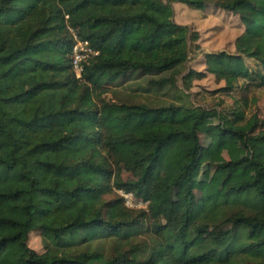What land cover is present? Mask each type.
Instances as JSON below:
<instances>
[{
  "label": "trees",
  "instance_id": "1",
  "mask_svg": "<svg viewBox=\"0 0 264 264\" xmlns=\"http://www.w3.org/2000/svg\"><path fill=\"white\" fill-rule=\"evenodd\" d=\"M174 3L239 16L236 52L206 53L205 71L226 92L264 94V0H0V264H264V119L247 116V96L216 114L210 135L217 147L236 140L246 150L221 169L253 176L200 203L204 108L103 97L139 78L146 91L176 87L200 34L174 20ZM75 35L99 52L81 78ZM205 74L190 69L185 89ZM115 189L147 209L109 198ZM37 230L43 253L28 243Z\"/></svg>",
  "mask_w": 264,
  "mask_h": 264
},
{
  "label": "rangeland",
  "instance_id": "2",
  "mask_svg": "<svg viewBox=\"0 0 264 264\" xmlns=\"http://www.w3.org/2000/svg\"><path fill=\"white\" fill-rule=\"evenodd\" d=\"M174 20L183 25H188L192 30L198 31L200 39L196 44H190L189 59L181 68L182 75L177 78L176 87H169L158 91H146L148 79L139 78L129 82L116 83L111 86L103 97L111 102L147 103L149 105H168L170 103L186 102L204 108L208 114L203 127L200 130L202 151L200 159L202 167L200 173L195 176L196 196L198 202L210 195L225 192L233 183L241 182L252 177V174L228 173L220 168V164L230 160H236L246 154L241 144L234 140L223 147H217L213 141L211 131L218 124L216 114L218 112L230 113L236 98L247 96L245 110L247 116L257 112L260 119H264V94L262 90L254 87L248 88V93L233 91L231 93L223 90L224 82H219L216 77L205 71V54L225 50L230 53L236 52L235 40L244 31L240 18L236 14L224 11L216 6L208 7L205 10H196L183 3H174ZM246 62L253 69L258 67V62L253 58H246ZM190 69L204 71L206 74L202 79L193 81L189 90L184 87L182 76ZM245 81H240L242 86ZM184 92V93H183ZM181 97V98H179ZM254 99V100H253ZM256 100V101H255ZM119 171L123 180L131 178V174L122 167L115 169ZM123 196L125 204L135 210H146L147 202L136 198L132 193L122 190H113L109 198ZM128 197V198H127ZM186 199L183 193L175 189L173 191V209L181 212ZM230 205H226V209ZM233 209L224 216H230L240 211L241 206H233ZM248 211V209H247ZM242 212V209H241ZM225 218V217H224ZM29 246L38 253L45 252L46 248L40 231L30 233ZM95 247V245H93ZM84 248V246H80ZM110 251L109 244L106 245V252ZM111 252V251H110Z\"/></svg>",
  "mask_w": 264,
  "mask_h": 264
},
{
  "label": "built area",
  "instance_id": "3",
  "mask_svg": "<svg viewBox=\"0 0 264 264\" xmlns=\"http://www.w3.org/2000/svg\"><path fill=\"white\" fill-rule=\"evenodd\" d=\"M98 53L88 40L80 39L75 35V41L72 47V66L78 78L82 77L85 64Z\"/></svg>",
  "mask_w": 264,
  "mask_h": 264
}]
</instances>
